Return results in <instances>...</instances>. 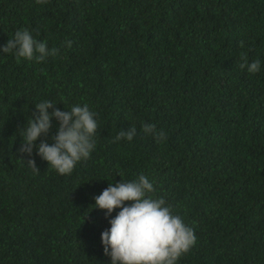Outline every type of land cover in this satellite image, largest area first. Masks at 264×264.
<instances>
[{
	"label": "trees",
	"instance_id": "trees-1",
	"mask_svg": "<svg viewBox=\"0 0 264 264\" xmlns=\"http://www.w3.org/2000/svg\"><path fill=\"white\" fill-rule=\"evenodd\" d=\"M23 28L59 52H0V264H111L101 233L119 209L105 217L93 197L140 174L194 230L177 264H264V0H0V49ZM42 100L97 113L71 175L19 152Z\"/></svg>",
	"mask_w": 264,
	"mask_h": 264
},
{
	"label": "clouds",
	"instance_id": "clouds-1",
	"mask_svg": "<svg viewBox=\"0 0 264 264\" xmlns=\"http://www.w3.org/2000/svg\"><path fill=\"white\" fill-rule=\"evenodd\" d=\"M37 4H46L48 0H35ZM71 48L72 41L64 42ZM4 54H13L17 61L21 58L29 62H43L48 56H56L59 49H49L46 41L36 39L27 28L18 29L0 49ZM239 67L255 74L261 69V61L248 62L247 56L241 57ZM53 102L42 100L35 105L37 113L22 129L23 143L19 152L28 157L39 155L60 175H71L76 165L90 158L96 146L95 136L99 128L97 113L87 104L74 105L61 111L53 108ZM58 121V129L49 144L46 137L52 128V118ZM145 134L152 135L157 141H164L166 133L157 130L155 124L142 125ZM137 134L135 127L121 130L113 142L121 139L132 141ZM97 138V137H96ZM40 139L37 145L35 142ZM34 172V159H27ZM119 173V172H118ZM121 177L122 174L119 173ZM111 180V179H109ZM153 183L143 174L132 181L110 183L99 195H95L94 207L105 210V217L119 209L115 217L109 220L110 228L101 233V243L111 264H177L196 244L194 230L187 226L181 216L174 214L171 205L164 197H153ZM126 202H130L127 203Z\"/></svg>",
	"mask_w": 264,
	"mask_h": 264
}]
</instances>
